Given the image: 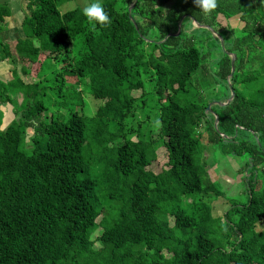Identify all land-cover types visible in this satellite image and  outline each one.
Instances as JSON below:
<instances>
[{"label":"trees","instance_id":"1","mask_svg":"<svg viewBox=\"0 0 264 264\" xmlns=\"http://www.w3.org/2000/svg\"><path fill=\"white\" fill-rule=\"evenodd\" d=\"M61 1L29 0L18 58L3 42L1 56L36 63L45 52L54 61L80 38L66 71L100 106L91 118L72 111L45 121L29 86L6 129L0 110V264H264V0H218L207 16L194 0H113L103 4L111 21L103 26L81 9L62 14ZM10 15L0 4V30ZM221 16L243 21L242 36ZM193 20L226 30L217 32L224 42L233 36L226 48L236 70L230 78L232 60L222 53L216 76L228 94L212 114L193 84L198 73L209 76L185 30ZM180 23V35L167 38ZM17 81H0V106L23 89ZM213 145L246 160V203L222 201L210 180ZM159 150L167 163L157 173Z\"/></svg>","mask_w":264,"mask_h":264},{"label":"rangeland","instance_id":"2","mask_svg":"<svg viewBox=\"0 0 264 264\" xmlns=\"http://www.w3.org/2000/svg\"><path fill=\"white\" fill-rule=\"evenodd\" d=\"M108 1L113 0H100V3L103 5ZM117 1L118 4H122V0ZM92 2H94V0H62L61 2H59L58 8L63 14L74 9L83 10ZM262 5L264 7V1H262ZM170 9V7L167 8V10ZM218 21L223 28L232 27L238 35L242 36V29L245 27V23L243 21H240L239 18L227 21L226 19H224V17L221 16L220 18H218ZM151 28L152 27L149 26V29L151 30L150 32L153 36L154 32ZM185 30L189 34V36H194L196 38L195 42L201 49L204 58H206L205 62L203 60V65H207V68L209 69V76L201 77V75L198 73V75L193 79L194 87L197 86L204 93L203 97L207 102H209L208 106H222V104H224L225 102L223 100L228 94V89L226 83L223 81H219L216 76V73H218L216 62L221 57H223L222 53L226 54V51H228V47L226 48V46H228L230 41H232L233 36L230 38H226L224 42V49H221L220 51L218 42L221 41L216 35H213L212 31H214L215 33H222V37H224L226 30L223 31L217 26H214L210 29H201L192 22H188L185 25ZM23 34H27L25 28H23ZM146 39L150 40L149 37H147ZM79 42L80 38L74 40L73 45L70 48L69 55L61 54L58 60H48V53L45 52L40 55L36 63H31L30 61L27 62L28 60H9V64L15 65H13L14 68L12 70L13 77L10 81L3 83L6 84L13 81L14 79H17L18 87H22L23 89H17L13 91L12 94H10V96H12L14 99L11 105L13 106V108H16V110L11 109L8 106V104L10 105V103L4 106H0V110L2 109L1 111H3L7 115L6 126H4L3 123L5 117H2V128L6 129L8 124L16 119L17 116L15 112L18 111L17 107H21L24 105L25 96L27 94V87L29 86L32 90H34L31 93V95H34V98L32 100L43 104L45 107L43 115L41 116L42 120L47 119L45 121H49V119L53 116L60 117L61 115H63L66 117L72 111L79 112L90 118L95 116L96 110L100 106V102L92 98L90 91L87 90L88 87H86L85 82L82 78L74 73L66 71L68 65L73 64L72 59L77 58L78 51L80 50ZM1 43L2 41L0 40V44ZM37 43L38 40H35L34 44ZM1 51L2 47H0V61H2V59L5 57L1 56ZM232 54L236 56L235 53ZM16 58H18L17 54ZM262 65L263 64H261V62L257 64L255 63V67L257 69L262 67ZM23 68H27L26 72ZM251 69L252 66L250 64H247L246 68L244 69L245 74H249L251 72ZM151 76L152 74L149 72L148 75L144 76V79H149ZM151 84L152 83L150 81L145 80V89L147 92L151 90ZM7 93L8 92H6V94ZM152 107L154 106H152V102L149 100L147 103V110H151ZM207 113L212 114L213 112L207 111ZM157 127V125L150 126L151 132L156 137H158L159 135V128ZM33 134V130L28 131L27 142L30 141V138ZM205 145L208 146L207 143H205ZM205 148L207 147L204 146V149ZM207 150L210 151V153L206 152L205 154L208 162L207 172L210 176V180L215 183L217 189L223 192L224 197L222 201L227 202L230 200L231 202L237 204L246 203L248 200V187L246 185L245 178L248 177V174L246 172V174L240 172L246 162L244 157L234 158L231 156H225L221 151V145H213L211 147H208ZM166 163L167 157L165 151L159 150L158 158L152 165L151 169L157 173L161 172L166 168Z\"/></svg>","mask_w":264,"mask_h":264},{"label":"crops","instance_id":"3","mask_svg":"<svg viewBox=\"0 0 264 264\" xmlns=\"http://www.w3.org/2000/svg\"><path fill=\"white\" fill-rule=\"evenodd\" d=\"M0 4H7L11 10V15L5 18L4 28L0 30V40L9 47L11 55L15 57L19 39L25 38L23 28L25 20L30 15L29 0H0ZM9 60H12L11 57H4L0 61V80H3L2 82L10 81L13 77L12 70L15 65L9 64ZM8 106L14 109L11 104H8ZM2 113L7 116L3 111Z\"/></svg>","mask_w":264,"mask_h":264},{"label":"clouds","instance_id":"4","mask_svg":"<svg viewBox=\"0 0 264 264\" xmlns=\"http://www.w3.org/2000/svg\"><path fill=\"white\" fill-rule=\"evenodd\" d=\"M194 2L206 16L213 14L218 8V0H194ZM83 15L91 24L103 26L111 22L100 0H94L88 7H85Z\"/></svg>","mask_w":264,"mask_h":264},{"label":"water","instance_id":"5","mask_svg":"<svg viewBox=\"0 0 264 264\" xmlns=\"http://www.w3.org/2000/svg\"><path fill=\"white\" fill-rule=\"evenodd\" d=\"M138 0H135V2H137ZM135 5V4H134ZM133 5V6H134ZM133 6H131L130 8H129V13H131V11H132V8H133ZM185 18V17H184ZM184 18L182 19V21L184 20ZM130 19L132 20V22L135 24V26H136V23H135V21H134V19H133V17H132V15L130 14ZM191 19V18H190ZM182 23V22H181ZM181 23L179 24V26H178V32H177V34L176 35H172V34H170L167 38H169V37H172V36H179L180 35V33H181ZM193 23L197 26V27H199V28H201V29H210L211 27H209V26H207V25H201V24H199V23H197L195 20H193ZM137 27V26H136ZM137 30H138V28H136ZM212 33H213V35H216L219 39H220V43H221V47H222V49H224V40H223V38L216 32H214V31H212ZM226 53L229 55V57H231V60H232V62H231V66H232V71H231V75H230V78H232L233 77V75H234V73H235V70H236V68H235V63H236V56L234 55V54H232V53H228L227 51H226ZM231 91H232V93H233V89L231 88ZM235 96V94L233 93L232 94V99H230V101H232L233 100V97ZM229 101V102H230ZM225 104H222V106H224ZM212 106L210 105L208 108H207V111H212ZM4 117H5V120L3 121V123H4V126H6L7 125V122H6V117L7 116H5L4 115ZM215 124H216V127H217V125H218V118L216 117V122H215ZM3 126V127H4ZM2 129H4V128H2ZM224 138H225V136L224 135H222Z\"/></svg>","mask_w":264,"mask_h":264},{"label":"flooded vegetation","instance_id":"6","mask_svg":"<svg viewBox=\"0 0 264 264\" xmlns=\"http://www.w3.org/2000/svg\"><path fill=\"white\" fill-rule=\"evenodd\" d=\"M7 5V4H6Z\"/></svg>","mask_w":264,"mask_h":264}]
</instances>
